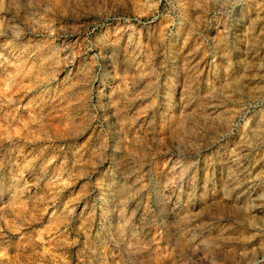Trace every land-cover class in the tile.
<instances>
[{
  "label": "rangeland",
  "instance_id": "1",
  "mask_svg": "<svg viewBox=\"0 0 264 264\" xmlns=\"http://www.w3.org/2000/svg\"><path fill=\"white\" fill-rule=\"evenodd\" d=\"M0 264H264V0H0Z\"/></svg>",
  "mask_w": 264,
  "mask_h": 264
}]
</instances>
